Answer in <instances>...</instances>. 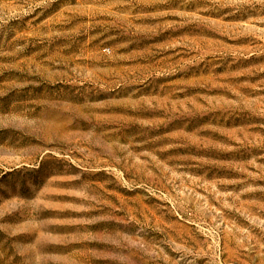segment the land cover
<instances>
[{
    "label": "rangeland",
    "instance_id": "obj_1",
    "mask_svg": "<svg viewBox=\"0 0 264 264\" xmlns=\"http://www.w3.org/2000/svg\"><path fill=\"white\" fill-rule=\"evenodd\" d=\"M0 264H264V0H0Z\"/></svg>",
    "mask_w": 264,
    "mask_h": 264
}]
</instances>
